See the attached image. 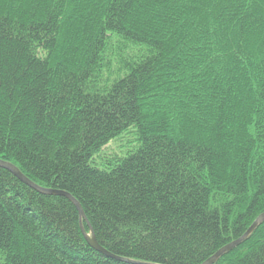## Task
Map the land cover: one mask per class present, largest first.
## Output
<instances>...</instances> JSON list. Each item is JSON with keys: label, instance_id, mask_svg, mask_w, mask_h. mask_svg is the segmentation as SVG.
<instances>
[{"label": "trees", "instance_id": "obj_1", "mask_svg": "<svg viewBox=\"0 0 264 264\" xmlns=\"http://www.w3.org/2000/svg\"><path fill=\"white\" fill-rule=\"evenodd\" d=\"M0 161L84 214L0 168V264H203L264 213V0H0Z\"/></svg>", "mask_w": 264, "mask_h": 264}, {"label": "water", "instance_id": "obj_2", "mask_svg": "<svg viewBox=\"0 0 264 264\" xmlns=\"http://www.w3.org/2000/svg\"><path fill=\"white\" fill-rule=\"evenodd\" d=\"M0 168L8 171L11 173L14 177H16L20 182L25 184L26 186L30 187L34 191L43 194V195H55V196H63L67 198L69 201L73 203L75 206L79 216L81 219H84V214L82 212V209L80 205L66 192L57 191V190H51V189H44L41 187H38L34 183H32L30 180H28L15 166L5 163L3 161H0ZM264 223V213L261 214L248 228V230L242 235L239 239L229 243L228 245L221 248L219 251H217L212 257H210L208 260H206L203 264H214L219 258H221L224 254L232 251L236 247H238L241 243H243L256 229L259 225ZM82 234L84 235L85 239L88 240L89 245L100 254L104 255L108 258L117 259L115 256L108 253L106 250H104L102 247L98 245L93 235H91V238H87V235L82 229Z\"/></svg>", "mask_w": 264, "mask_h": 264}, {"label": "rangeland", "instance_id": "obj_3", "mask_svg": "<svg viewBox=\"0 0 264 264\" xmlns=\"http://www.w3.org/2000/svg\"><path fill=\"white\" fill-rule=\"evenodd\" d=\"M135 134L132 131L125 132L111 141L101 152L100 159L111 157V155H118L120 157H126L127 154L133 152L137 145L134 142ZM98 159V160H97ZM99 157L94 159V165L101 168Z\"/></svg>", "mask_w": 264, "mask_h": 264}]
</instances>
